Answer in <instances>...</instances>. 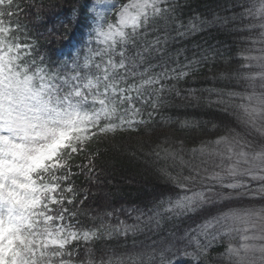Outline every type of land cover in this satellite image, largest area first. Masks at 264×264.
Wrapping results in <instances>:
<instances>
[{
	"label": "snow or ice",
	"instance_id": "obj_1",
	"mask_svg": "<svg viewBox=\"0 0 264 264\" xmlns=\"http://www.w3.org/2000/svg\"><path fill=\"white\" fill-rule=\"evenodd\" d=\"M194 2L0 0V264H264V0ZM213 29L256 34L236 67ZM189 108L218 115L170 111ZM108 152L143 157L140 204H88Z\"/></svg>",
	"mask_w": 264,
	"mask_h": 264
},
{
	"label": "trees",
	"instance_id": "obj_2",
	"mask_svg": "<svg viewBox=\"0 0 264 264\" xmlns=\"http://www.w3.org/2000/svg\"><path fill=\"white\" fill-rule=\"evenodd\" d=\"M47 2V0H45ZM229 0H195L193 7H196L199 11L205 12L207 9L212 8L216 9L217 4L224 5L228 3ZM234 2V0H232ZM24 3L27 4V0H24ZM57 3H59V0H57ZM235 11H240V9H235ZM29 14V9H24V15ZM190 14L186 12V16ZM222 15H232V12H223ZM21 20L24 23H27L28 21L24 20V16H21ZM247 23V21H244ZM237 25L240 24V21L236 22ZM232 25L230 24L229 27ZM45 31V28L40 27L37 25V27L32 32V35L40 41L41 44H43L45 41L41 37V33ZM253 33H235V34H225V32L213 29L212 32L204 33L203 38L207 39L209 43H216L217 41H223L226 42L231 47L230 55L234 58H236V62L233 63L232 67H236L239 63V59L237 57V52L242 49L246 48L247 45L250 46L251 44L249 42H241L239 40V37L241 35L243 36H249ZM80 32L79 30L76 33V36H79ZM195 41H201V36H196L193 38ZM74 42V41H73ZM189 46L191 45L192 41L187 42ZM180 45H173L171 46V49L174 50L175 47H179ZM72 49L70 45H65L62 49H58L56 55L59 57H62L63 53H68ZM192 51L189 50L185 55H187L189 58L192 56ZM63 58V57H62ZM181 61L183 62V57H181ZM220 67H223V65H220ZM211 75V73H208L205 69L202 73L201 77L197 79L195 84L189 85L187 82H182L181 86H192V87H204V86H210L207 82L204 81L203 76ZM189 81H191V77L188 78ZM173 115L179 113L181 115L184 114L186 111L189 115H195L197 118L202 119H211L213 115H218L214 113L213 110H201V109H173L170 110ZM161 131L167 133L170 130L169 129H162ZM173 137H180L183 135V133L180 132H172L171 133ZM216 133H200L198 136L195 131L190 133L188 136L185 137L186 140V146L191 147L194 142H197L199 139H207V138H214ZM195 138V140L193 139ZM111 139V137H109ZM118 143L121 145V148L124 146H127L129 150L133 149L138 141L144 140L148 141L149 137L141 131V133L131 134V139H129V134H123L117 138ZM153 142L155 141V137L152 138ZM148 149V145L146 144L145 150ZM113 157H115V161L113 160ZM143 157L140 161L132 159L127 153H124L122 156L119 155V153H113L108 152L107 154L103 155V158L101 160L97 161V164L99 167H102L105 169V171L108 173L105 176H101L100 179L104 181V183L101 185L100 190L93 187L91 189L92 192L96 193L94 196H91L88 204L91 205L93 209L101 210L102 206L104 204L103 199V191L104 189L114 188V191H117L114 195L110 196V203L111 207L115 208H131L136 204H140L142 200L147 198V195L151 192V185L155 183V181L152 179L151 176H149L145 170L144 165L142 163ZM108 181H111V183H108ZM77 184L82 188L89 187L88 181L85 179V177L81 176L77 178ZM108 210H111L109 208ZM121 219H126L127 216L124 213H121L120 215ZM115 222V221H113ZM143 239V237H140Z\"/></svg>",
	"mask_w": 264,
	"mask_h": 264
},
{
	"label": "rangeland",
	"instance_id": "obj_3",
	"mask_svg": "<svg viewBox=\"0 0 264 264\" xmlns=\"http://www.w3.org/2000/svg\"><path fill=\"white\" fill-rule=\"evenodd\" d=\"M252 35H256V34L253 33ZM249 43H250V42H249ZM250 44H251V43H250ZM247 47H252V45H250V46L247 45ZM247 47H246V48H247ZM256 47H259V45H257ZM253 54H256V53H253ZM105 192H110V193H111V196L114 195L115 193H117V191H114V188H112V189H111V188H109V189H106V188H105L104 191H103V194H102L103 197H104V193H105Z\"/></svg>",
	"mask_w": 264,
	"mask_h": 264
}]
</instances>
